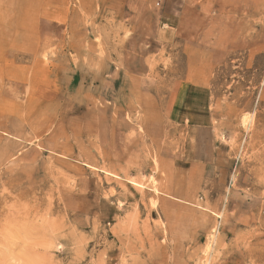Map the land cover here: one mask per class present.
<instances>
[{
	"label": "rangeland",
	"instance_id": "374dc122",
	"mask_svg": "<svg viewBox=\"0 0 264 264\" xmlns=\"http://www.w3.org/2000/svg\"><path fill=\"white\" fill-rule=\"evenodd\" d=\"M0 264H264V0H0Z\"/></svg>",
	"mask_w": 264,
	"mask_h": 264
}]
</instances>
